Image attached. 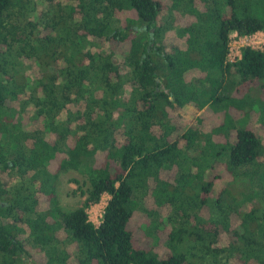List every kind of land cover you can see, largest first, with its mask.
<instances>
[{"label":"trees","instance_id":"obj_1","mask_svg":"<svg viewBox=\"0 0 264 264\" xmlns=\"http://www.w3.org/2000/svg\"><path fill=\"white\" fill-rule=\"evenodd\" d=\"M258 32L264 0H0V264H264Z\"/></svg>","mask_w":264,"mask_h":264},{"label":"rangeland","instance_id":"obj_2","mask_svg":"<svg viewBox=\"0 0 264 264\" xmlns=\"http://www.w3.org/2000/svg\"><path fill=\"white\" fill-rule=\"evenodd\" d=\"M256 38H249V37H239L232 33L230 36V52L228 56V61L232 62L238 58V54L242 47L249 46L255 49L264 50V32L256 33ZM176 36L174 32H170L168 34V40L172 41L175 40ZM176 41V40H175ZM256 42V43H255ZM29 73H35V70L32 68L29 70ZM34 75V74H33ZM254 94H258V96L264 97L261 89H256ZM212 119L216 122H219L222 119L220 114H212ZM258 135L262 142L263 147V158H264V131L258 129ZM79 176L73 173L66 174L61 177V191H60V207L65 211H72L78 206H80L83 198L79 196V192L77 190L76 184L72 183L71 180L73 178H78ZM229 179H227L228 181ZM109 196L103 195L100 202L96 205L91 206L88 210V217L89 220L94 224L98 225L101 221L103 209L105 207L106 202L108 201Z\"/></svg>","mask_w":264,"mask_h":264},{"label":"built area","instance_id":"obj_3","mask_svg":"<svg viewBox=\"0 0 264 264\" xmlns=\"http://www.w3.org/2000/svg\"><path fill=\"white\" fill-rule=\"evenodd\" d=\"M258 33H259V32H258ZM235 35H236V34H235ZM255 35H256V34L251 35V36H245L244 38L249 37V38H252V39H253V38H256ZM237 36H238V35H237ZM255 43H256V42H255ZM252 48H253V47H252ZM229 52H230V51H229ZM238 55H239V56H238V58H239V57H240V53H239ZM228 56H229V55H228ZM235 60H236V59H235ZM235 60H234V61H235ZM234 61H232V62H234ZM228 62H230V61H228ZM98 225H99V224H98Z\"/></svg>","mask_w":264,"mask_h":264}]
</instances>
